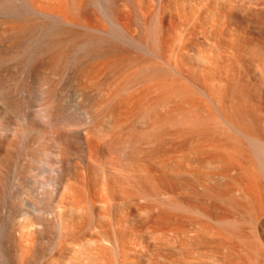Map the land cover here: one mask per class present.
Returning a JSON list of instances; mask_svg holds the SVG:
<instances>
[{
    "label": "bare ground",
    "instance_id": "1",
    "mask_svg": "<svg viewBox=\"0 0 264 264\" xmlns=\"http://www.w3.org/2000/svg\"><path fill=\"white\" fill-rule=\"evenodd\" d=\"M202 221L264 264V0H0V264H163Z\"/></svg>",
    "mask_w": 264,
    "mask_h": 264
},
{
    "label": "rangeland",
    "instance_id": "2",
    "mask_svg": "<svg viewBox=\"0 0 264 264\" xmlns=\"http://www.w3.org/2000/svg\"><path fill=\"white\" fill-rule=\"evenodd\" d=\"M201 224L207 229L199 231L198 237H188L178 242L170 241L171 243L167 246L169 249L161 253L165 256L161 259V263L164 261L163 264H174V260L182 261V258H185L188 264H242L233 239L229 237L214 239L212 236L216 234L218 236L221 230L210 226L205 221Z\"/></svg>",
    "mask_w": 264,
    "mask_h": 264
}]
</instances>
